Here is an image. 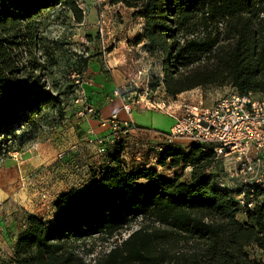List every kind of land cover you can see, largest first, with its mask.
Instances as JSON below:
<instances>
[{"label":"trees","instance_id":"1","mask_svg":"<svg viewBox=\"0 0 264 264\" xmlns=\"http://www.w3.org/2000/svg\"><path fill=\"white\" fill-rule=\"evenodd\" d=\"M111 2L143 20L135 42L161 64L162 75L150 79L152 91L162 86L174 99L208 86L264 93V0ZM56 6L83 21L78 0H0V157L35 140L44 105L59 103L44 89L45 66L34 55L37 49L52 58L49 66L56 64L36 23ZM172 144L161 145L157 165L180 172L166 177L151 166L129 171L124 139L105 142L103 161L91 171L92 189L60 194L51 223L25 216L13 264H263L246 248L264 250V189L221 182L222 161L212 145L192 142L184 150ZM137 218L143 220L137 229L93 261L78 252L81 241L120 235Z\"/></svg>","mask_w":264,"mask_h":264},{"label":"rangeland","instance_id":"2","mask_svg":"<svg viewBox=\"0 0 264 264\" xmlns=\"http://www.w3.org/2000/svg\"><path fill=\"white\" fill-rule=\"evenodd\" d=\"M78 3H80L84 13V19L81 23H77L72 13L61 6L44 11L36 20L39 33L45 37V42H48L46 46L49 49H53L52 57L56 61L54 66H49L52 58L48 60L40 51L34 49L37 62L44 63L45 66L43 78L40 77V80L45 85L44 89L51 95H56L59 101V103L52 101L44 105L45 108L38 118L40 131L36 138L42 137L44 133L50 132L55 125L61 124L64 121L70 122L74 129L77 130V119L72 118L75 115L72 113V111H75L73 109V99L75 95L82 93V85L89 78L87 77L89 62L90 64L94 62L101 63L104 72H108L105 66L106 60H109L112 65L113 68H110L111 70H127V73H131L136 65L144 67L150 74H156L161 70L160 59L150 57L145 53L142 44H136L135 42L136 36L139 33V24L143 20L133 14L134 10L132 8H128L122 3L113 4L111 0H78ZM100 15H102L104 21L102 32H100V24L98 23L101 22L99 19ZM27 57L26 55L23 56L22 61L24 63L29 60ZM84 58L88 59L85 66L82 65ZM35 73L39 75V71ZM162 91L164 90L158 89V94L162 93ZM232 91L234 89L226 85L222 87L208 86L196 88L192 92L201 95L205 104H211L217 98ZM189 94L182 97H187ZM254 96L264 97V93H255ZM179 97L181 96H177V98ZM77 105V113H80L82 107L80 104ZM135 112L136 109L131 112L130 117ZM132 122L134 121L132 120ZM10 145L14 146V143H10ZM4 156L9 155L5 154L1 157ZM81 165L83 166L84 163L80 162L75 169H80ZM222 166V173L225 175L226 181H231L230 175L232 172H235L237 164L233 161H222ZM91 171L86 170L85 175L87 176L90 173V177L92 178ZM157 172L161 176L173 177L176 173L180 172V169L161 167ZM92 181L93 179L87 181L84 190L93 188ZM41 186L43 189L48 187L43 184ZM49 206L50 208L46 209L48 213L45 212L42 219L51 223L57 217V213L56 211L52 213V204ZM27 214L28 212L24 211V208L16 207L13 214H7L8 220H6L5 224L3 221L4 213L0 212V264H13L12 247L16 239L12 242V237L10 238L9 236H13L12 232L14 229L17 230V227H12L13 224L12 226L8 225L9 232H6L9 217L12 219L13 216V223H21L22 226ZM140 222H143V220L137 218L120 235L113 236L107 240L101 235H95L93 238L81 241L78 244V252L86 261H93L104 251H107L114 244L115 240L120 241V239L127 237L129 232L137 229ZM3 232L6 233V237ZM89 250L91 252L88 253ZM246 251L251 257L264 255V252L254 246L247 247Z\"/></svg>","mask_w":264,"mask_h":264},{"label":"crops","instance_id":"3","mask_svg":"<svg viewBox=\"0 0 264 264\" xmlns=\"http://www.w3.org/2000/svg\"><path fill=\"white\" fill-rule=\"evenodd\" d=\"M142 24L143 21L139 25ZM140 31L141 26L138 29V32ZM105 66L108 72H104L101 63L89 62L87 70L89 78L82 85V93L88 95L98 111V116H80V113H77L78 105L73 103L75 111L72 113L75 115L72 118L77 119V130L70 122L64 121L19 150V157L9 155L0 158V212L4 213V223L8 220L7 214H13L16 207L24 208L29 214L43 218L44 213H48L46 209L52 204V213H55L53 203L60 194L71 188L78 190L84 188L87 181L92 179L90 173L85 175L86 170L98 168L103 161V157L96 154L92 141L95 137L109 134L107 125L101 123V119L112 113H116L120 119L129 118L134 121L132 122L134 127L124 137L122 158L127 169L134 171L151 166L159 171L161 168L157 165L158 147L163 143L164 134L171 127L173 119L158 110L136 109L131 117L127 116L121 109L120 97L113 95V91L123 87L130 75L140 66L136 65L131 73H127V70H111L113 67L109 60H106ZM161 75L160 70L156 74L148 73V78ZM158 89L163 90V87L160 86ZM192 91L194 89L182 92L178 96ZM189 144L185 139H175L172 146L187 150ZM80 162L84 165L79 166L80 169H75ZM41 184L48 187L43 189ZM8 225L17 227V230L14 229L12 232L13 236L9 234L13 242L24 224L21 226V223H13L12 216V219L9 217L6 226ZM3 234L7 236L6 233ZM255 257L264 264V255Z\"/></svg>","mask_w":264,"mask_h":264},{"label":"built area","instance_id":"4","mask_svg":"<svg viewBox=\"0 0 264 264\" xmlns=\"http://www.w3.org/2000/svg\"><path fill=\"white\" fill-rule=\"evenodd\" d=\"M99 19L102 32V15ZM158 93V90H151L148 72L144 67L136 69L123 87L113 91V95L120 97L121 109L127 116L134 109L158 110L173 119L162 144L185 139L189 143H199L202 147L212 145L215 159L237 164L235 172L230 175L231 181H226L223 174L221 182L258 185L264 189V97H255L251 92L240 95L234 90L211 104H205L201 95L194 92L175 99L168 97L164 91ZM73 103L81 105L80 116H95L96 109L88 102L86 94L75 95ZM101 123L107 125L109 134L95 137L92 141L99 156L105 152V142L124 139L134 127L129 118L120 119L116 113L101 119ZM161 145L158 150H161ZM7 154L19 157V150ZM252 205V202L247 204L249 207Z\"/></svg>","mask_w":264,"mask_h":264}]
</instances>
